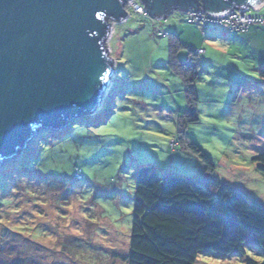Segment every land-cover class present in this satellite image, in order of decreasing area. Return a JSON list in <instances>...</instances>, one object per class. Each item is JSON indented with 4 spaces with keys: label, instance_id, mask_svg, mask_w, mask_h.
Segmentation results:
<instances>
[{
    "label": "rangeland",
    "instance_id": "obj_1",
    "mask_svg": "<svg viewBox=\"0 0 264 264\" xmlns=\"http://www.w3.org/2000/svg\"><path fill=\"white\" fill-rule=\"evenodd\" d=\"M133 1L106 43L115 74L100 108L61 130H39L0 165V264H127L135 173L143 164L199 181L210 172L264 206V162L253 160L264 152L262 66L254 69L258 61L241 41L227 42L232 32L222 25L201 29L178 10L152 18L135 12ZM251 12L264 14V6ZM184 70L189 79L196 71L193 95ZM248 258L261 261V248L200 251L193 264Z\"/></svg>",
    "mask_w": 264,
    "mask_h": 264
},
{
    "label": "water",
    "instance_id": "obj_2",
    "mask_svg": "<svg viewBox=\"0 0 264 264\" xmlns=\"http://www.w3.org/2000/svg\"><path fill=\"white\" fill-rule=\"evenodd\" d=\"M129 1L0 0V165L39 130H61L100 108L115 74L106 43ZM135 1L160 19L191 8L215 16L259 9L264 0Z\"/></svg>",
    "mask_w": 264,
    "mask_h": 264
},
{
    "label": "trees",
    "instance_id": "obj_3",
    "mask_svg": "<svg viewBox=\"0 0 264 264\" xmlns=\"http://www.w3.org/2000/svg\"><path fill=\"white\" fill-rule=\"evenodd\" d=\"M191 71V79L186 70L182 74L193 95L196 71ZM195 102V96H190L187 112L194 121ZM188 148L206 169L213 167L197 144L188 143ZM253 160L264 162V152ZM246 244L259 246L263 259L248 258L245 264H264L262 204L247 200L238 189L213 179L210 172L199 181L161 174L153 164L137 167L127 264H193L200 251L243 253Z\"/></svg>",
    "mask_w": 264,
    "mask_h": 264
},
{
    "label": "built area",
    "instance_id": "obj_4",
    "mask_svg": "<svg viewBox=\"0 0 264 264\" xmlns=\"http://www.w3.org/2000/svg\"><path fill=\"white\" fill-rule=\"evenodd\" d=\"M133 8L135 12L144 13L143 5L138 1H133ZM252 9H234L225 14L215 16L207 14L200 9H188L181 12L189 22H196L200 25L201 29L208 28L209 25L220 24L228 32L245 31L250 26L259 24L264 25V14H255L251 12ZM203 52L202 48L195 49L193 53L199 55ZM189 62L190 59H187ZM76 179H81L80 171H76Z\"/></svg>",
    "mask_w": 264,
    "mask_h": 264
},
{
    "label": "crops",
    "instance_id": "obj_5",
    "mask_svg": "<svg viewBox=\"0 0 264 264\" xmlns=\"http://www.w3.org/2000/svg\"><path fill=\"white\" fill-rule=\"evenodd\" d=\"M263 6L264 1L260 4L259 9ZM209 35H214V32H210ZM230 35L231 39H227V42L229 44H237L238 41H241L243 43V48L246 47L245 51L247 57H253L258 61L255 62L254 60V69L262 66L260 71L264 70V26L258 27L252 25L245 32H232ZM250 60L252 59L250 58Z\"/></svg>",
    "mask_w": 264,
    "mask_h": 264
},
{
    "label": "bare ground",
    "instance_id": "obj_6",
    "mask_svg": "<svg viewBox=\"0 0 264 264\" xmlns=\"http://www.w3.org/2000/svg\"><path fill=\"white\" fill-rule=\"evenodd\" d=\"M112 80H113V78H111V79H110V82H109V84H108V86H107V88H106V89H108V88H109V86H110V85H111V83H112V82H111Z\"/></svg>",
    "mask_w": 264,
    "mask_h": 264
}]
</instances>
